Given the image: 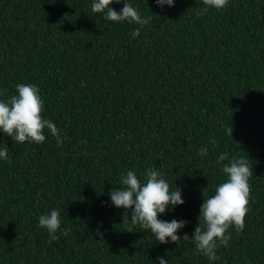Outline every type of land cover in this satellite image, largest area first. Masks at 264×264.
<instances>
[{
	"label": "trees",
	"instance_id": "16d2710c",
	"mask_svg": "<svg viewBox=\"0 0 264 264\" xmlns=\"http://www.w3.org/2000/svg\"><path fill=\"white\" fill-rule=\"evenodd\" d=\"M127 2L149 24L108 21L93 0H0V100L36 85L64 140L0 132L10 161L0 160V264H264V0L206 13L201 0ZM224 152L248 159L253 176L245 227L229 228L216 261L190 240L156 242L111 205L127 171L143 183L156 167L184 201L158 218L188 221L177 235L191 238L203 198L226 179ZM53 209L61 227L49 243L38 217Z\"/></svg>",
	"mask_w": 264,
	"mask_h": 264
},
{
	"label": "clouds",
	"instance_id": "9594fccd",
	"mask_svg": "<svg viewBox=\"0 0 264 264\" xmlns=\"http://www.w3.org/2000/svg\"><path fill=\"white\" fill-rule=\"evenodd\" d=\"M122 0H93L91 11L93 13H105V19L113 22L127 21L129 24L144 26L149 24L152 17H142L138 10L127 0H123V7L116 11L110 7L113 3H121ZM158 7L174 6V0H154ZM229 0H201L204 5L202 11L209 8L222 10L228 5ZM140 33V28L132 32L133 38ZM44 101L41 98L39 88L34 84L15 85V94L7 100H0V132L10 137L15 143L42 144L46 136L45 129L55 138L57 145L64 140L60 136V130L49 119L42 116ZM233 128L229 124L226 134L232 137ZM215 144V140H210ZM9 149L5 146L0 149V160L9 161ZM207 155V149L201 148L198 153ZM224 163L221 171L226 177L219 183L211 197L203 198L199 209L198 224L195 226L191 238L184 234L178 236L179 229L184 228L188 221L172 219L171 221L159 219V215L166 212L171 205L173 208L184 203L179 187L170 190L169 183L164 179V174L156 167L148 168L144 173V182L138 178L135 171L129 170L121 177L120 187L111 188L108 192L111 205L124 209L125 217L130 218L132 225H139L142 229L150 230L155 241L160 244L169 242L178 245V242L190 240L195 246L196 252L207 257L209 261L219 259L217 249L227 247L231 235L229 228L234 227L239 233L245 227V217L249 211V199L251 187L249 178L253 176L252 165L246 158L233 156L229 160L227 152L219 154L217 164ZM129 210L130 216H129ZM38 227L47 230L50 237L49 243L58 240L56 233L61 227V214L58 209L51 210L48 214L38 217ZM132 232L131 230H128ZM62 235L67 236L64 230ZM158 264H168L163 257H157Z\"/></svg>",
	"mask_w": 264,
	"mask_h": 264
}]
</instances>
